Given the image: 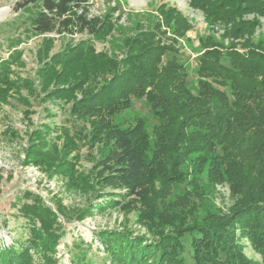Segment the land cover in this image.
<instances>
[{
	"label": "trees",
	"instance_id": "obj_1",
	"mask_svg": "<svg viewBox=\"0 0 264 264\" xmlns=\"http://www.w3.org/2000/svg\"><path fill=\"white\" fill-rule=\"evenodd\" d=\"M189 3L203 11L212 31L223 29L220 38H201L194 89L177 46V36L185 37L192 25L168 3L159 5L153 27L124 40L119 59L95 47L96 40L112 33L115 20L112 15H91L90 0H21L26 36L10 39L11 53L0 56V103L11 97L28 103L21 89L27 87L36 96L39 90L17 75L14 66L25 64L19 44L33 34L87 35L68 41L50 60L41 58L38 70L40 91L70 102L76 131L50 124L34 129L26 157L49 167L59 157L57 171L69 176L71 187H80L77 177L83 189L99 187L96 197L103 200L78 213L79 219L95 209L126 208L122 202L131 197L136 205L141 202L139 221L146 234L127 229L97 232L108 264H187L185 251L195 264H261L246 254V239L264 264V39L252 38L259 18H264V0ZM53 45L54 38L45 40V59ZM140 98L153 112L150 128L143 117H119ZM86 124L91 125L88 132L81 128ZM52 131L59 134L49 141L46 136ZM83 137L93 146L99 142L95 170L84 175L75 168L78 155L71 157ZM57 139H63L61 146ZM225 182L235 197L227 211L212 204L203 191L207 183L214 187ZM107 187L113 191L104 194ZM192 192L198 198H191ZM187 201H193L194 209L203 208L201 219L181 205ZM57 209L68 217L65 206ZM19 210L30 222L27 239L0 245V264H37L35 256L39 264H56L57 246L65 234L58 214L37 197ZM72 261L92 264L85 251Z\"/></svg>",
	"mask_w": 264,
	"mask_h": 264
},
{
	"label": "rangeland",
	"instance_id": "obj_2",
	"mask_svg": "<svg viewBox=\"0 0 264 264\" xmlns=\"http://www.w3.org/2000/svg\"><path fill=\"white\" fill-rule=\"evenodd\" d=\"M20 1L0 0V56L2 57H8L11 53L8 48L10 39L26 36L25 30L28 24L23 22L24 13L18 5ZM162 3L176 7L192 25L185 37L177 36V46L180 50V59L188 66L190 72L188 79L194 89L198 81L197 57L202 53L201 38L210 34L220 38L223 29L222 26H218L212 31L205 20L203 11L192 7L189 0H90L91 15L102 17L112 15L115 20L112 33L105 40H96L95 47L97 51H105L121 59L125 51L124 40L127 37L135 36L140 29L153 27L159 16L157 9ZM259 19L260 26L252 36L255 41L264 39V18L260 17ZM163 29L166 28L163 27ZM167 35L173 36L170 31ZM86 37V34L71 36L69 34L45 33L33 34L26 38L18 46V48L23 49L22 59L25 64L14 66V68L18 77L22 80L31 81L32 86L37 88V91L39 90L37 96L31 95L27 87H23L20 95L27 97L28 103L19 97H11L9 102L0 103V245L11 243L18 245L17 239L22 240V242L27 239L30 222L21 214L19 206L25 202H31L37 197L43 204L55 211L58 214V219L65 225V234L57 246L56 264H75L72 258L79 255L81 251L87 253V259L92 264H108L109 259L104 255L103 243L97 234L101 230L127 229L133 231L135 235L147 233V228L139 221L141 218L139 214L143 210V206L141 202L136 205V202L132 200L134 197L122 202L128 204L126 208L121 206L107 207L103 212L95 209L91 216L79 219L78 213L90 208L97 201L103 200L102 197L100 199L96 197L98 185H96L95 190L83 189L81 178L77 177L76 184L81 188L71 187L69 176L57 171L60 162L59 157H54L52 167H49L48 163H41V160L34 163L27 160L26 157L30 133L34 129H40L44 124H50L55 128L63 126L70 128L72 132L76 131L68 113L70 102L66 103L59 98L49 97L45 90L40 91L41 79L38 70L43 61L50 60V57L64 48L68 41L77 42ZM49 38H54V45L50 49L49 57L45 59L47 56L43 55L42 50L45 40ZM224 42L228 43L229 41L224 39ZM167 55L170 57L172 53ZM12 77L14 76L12 75ZM52 87L51 84L50 88ZM121 116L127 120L143 117L148 128L155 122L153 112L147 105L145 98L133 99L132 106L123 111L119 117ZM119 117L116 118L117 121ZM81 128L84 129V132H88L89 129L91 130V125H82ZM57 134L59 131H52L47 134L46 139L49 141L52 138L55 139ZM62 138L64 139V137ZM63 139H57L59 146L63 144ZM79 144L80 147L74 148L71 153V157L74 155L79 157L75 168L82 175L92 173L97 163L99 142L93 146L91 141L83 137ZM46 150L48 149L46 148ZM111 191L113 189L107 187L103 193L106 194ZM203 191L205 196L210 198L212 204L223 210L227 211V208L235 202V197L226 182L214 187L207 183L203 185ZM192 193L194 195L191 198H198L195 192ZM107 197L109 196L105 198ZM59 204L67 208V218L59 213L57 209ZM193 204V201L181 203V205L187 206V210L191 209L193 211L191 213L201 219L204 212L203 208L194 209L192 208ZM188 220L189 222L192 221L189 213ZM245 242L246 254L263 264L260 254L254 251L247 239ZM185 252L187 264H195L189 255L190 253ZM34 258L35 262L39 264L38 256Z\"/></svg>",
	"mask_w": 264,
	"mask_h": 264
}]
</instances>
